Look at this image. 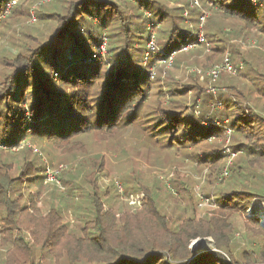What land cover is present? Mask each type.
Returning <instances> with one entry per match:
<instances>
[{
    "label": "trees",
    "instance_id": "16d2710c",
    "mask_svg": "<svg viewBox=\"0 0 264 264\" xmlns=\"http://www.w3.org/2000/svg\"><path fill=\"white\" fill-rule=\"evenodd\" d=\"M2 1L0 36L13 23L21 28L16 53L0 62V247L9 249L0 250V264H264V229L246 215L253 200L264 202V0H199L190 9L182 1L185 16L167 0H51L52 10L37 18L39 27L50 26L40 37L26 27L32 0H18L7 13ZM200 30L202 43L185 41ZM103 32L106 63L96 53ZM148 43L156 50L141 65ZM197 45L203 53H189ZM225 60L231 73L207 76ZM162 64L165 77L160 69L148 81V70ZM182 67L199 72L178 80ZM59 88L70 91L64 106ZM49 124L56 129L45 141L70 154L87 156L83 141L94 136L134 131L157 141L206 169L209 191L201 196L216 210L199 219L194 192L175 172L176 196L166 192L182 207L178 213L163 211L159 191L136 181L139 207L119 211L109 204L115 186L103 192L99 185L103 156L60 172L64 193L48 192L32 149L9 148ZM235 217L245 219L248 241L238 258L229 245L239 234L231 229ZM206 238L228 263L211 252L194 258L189 243Z\"/></svg>",
    "mask_w": 264,
    "mask_h": 264
},
{
    "label": "rangeland",
    "instance_id": "374dc122",
    "mask_svg": "<svg viewBox=\"0 0 264 264\" xmlns=\"http://www.w3.org/2000/svg\"><path fill=\"white\" fill-rule=\"evenodd\" d=\"M17 1L18 0L2 1V10H4L5 8V12L7 13L12 4H15ZM167 1L169 3V7H182L184 9V16L186 15L190 7H196L192 5L190 0ZM182 1L187 2L189 9ZM50 2L51 0H32L31 2H28L30 3L28 5V15L30 16V18L26 27L28 28L30 33L33 34L35 32L34 35L39 32V36L37 37L48 34L47 32L50 30V26L42 25L41 27H39L37 19L41 11L52 10V8H50L51 4H48ZM198 5H200L199 0ZM92 20L94 22H98L96 21V15H94V18ZM105 20L107 21V18ZM20 28L21 26L13 23L8 27L7 30H5L7 31L5 32V34L2 33V35L0 36V62H2V60L4 59H8L11 55H14L16 53V48H14L12 44L20 35ZM35 28H37L38 31ZM106 37V33L101 35L99 39L101 40L100 46L98 49L96 48V53L101 56L102 62L105 63L107 62ZM200 37H203L201 30L197 35L188 34V36H186L185 38V41L191 43H199ZM152 43L154 44V42ZM16 44L17 41L14 45L16 46ZM149 45L150 44L148 43L146 46L147 49L145 51L144 60L142 59V62L141 59L138 60L139 64L142 63L141 65L145 64L147 56L156 50V48H154V50H150V48H148ZM192 47V44H188L187 46H185L187 50L180 49L179 53H184L190 50ZM195 48V50L193 49V51H190L189 53L196 51L200 52L201 54L203 53L204 48L202 47V45H197ZM92 54H94V52ZM95 57L96 55H93L91 60L97 62V58ZM202 58V56H198L199 61L202 60ZM193 63L194 60L190 59L189 61L185 60L183 62V65H192ZM70 65H74L73 60ZM162 66H164V64L159 66L157 65L156 71H154L153 68H151L150 71L148 70V72H150L149 75L146 73V76H148V81H152L151 79L153 73H155L156 75V73L161 72V70V77H165V72L168 67L166 66L165 68H163ZM137 67H139V65ZM182 68V72H180L176 77V79L182 81L187 80L188 73H191L193 71L199 72V70H195L196 67ZM142 70H144V68H142ZM208 74L209 73H207V76ZM59 90V96L62 101L61 106H64L63 100L65 99V96L70 93V91L67 88H59ZM211 91V95L214 96V91ZM54 126V124L41 125V127H38L36 131L32 133H22V135L17 137L18 140L9 148L10 152H18V154L24 151V148L26 147H30L32 149V153H30L29 158L35 160L38 163V167L40 166L38 176H40V179L44 181V184L50 186L48 192H50L52 189L56 192L58 190L60 193H64L62 185L60 184L57 177L60 172L70 169L76 172L78 170L76 164H79L81 160H88L98 156H103L105 161V173L99 177V185L103 192L107 188L112 189V185L115 186L116 195L114 192L115 197L109 204L111 205L113 203H116V208H118L119 211H133L139 207L141 202V194H139L138 191L134 190V184H136V181L142 183L146 187H151L153 190L159 191L155 196L157 197L158 206L162 208L163 211H168L170 213L171 210H174L175 214L178 213V211L182 209V207H179L175 203H172L171 200H168L167 196V192L172 196H176V192L171 184L172 179L176 180L174 174L175 172L183 174L185 183L194 192V195L196 197L195 200H198L199 202L197 206V216L199 219H205L206 215H211L216 210V207L214 205L204 199V196H201V192L206 194L209 191V186L205 180V176L208 173L206 169L200 171L199 169H197V167H195V161L193 163L189 161L183 162L180 155H175L179 157L176 158L172 154L168 152L166 153L161 149V146L159 144H156L157 141L155 143V140H145L140 133H136L134 131L120 133L119 138L117 139L104 138L103 140L102 138L100 139L96 136H94V138L89 137L83 141V144L85 145V154H88L87 156H83L78 153H66L65 151H63V149L56 150L52 145H49L45 141V137L56 129L54 128ZM64 135V133H61V136ZM53 186H55L56 188ZM260 205L264 206V202L260 200H253L250 209L247 210L246 215L251 219H257L258 224L264 229V219L259 215ZM64 215L65 221H67L68 223H73L74 219L71 211L67 210ZM229 220L230 219H228V222ZM244 220L245 219L235 217L232 224L233 227H231L232 230L234 228L239 233L236 234V236L234 235L235 238H232L229 241V245L237 258L240 253L244 251V248H247L248 246V241L245 237L246 232L243 227ZM1 238L2 236L0 237V240ZM189 249L192 250L195 258L204 253H212L214 250H216V247L210 238H206L192 240L189 243ZM0 250L1 252L5 253L8 252L9 249L7 248L3 250L2 247H0Z\"/></svg>",
    "mask_w": 264,
    "mask_h": 264
},
{
    "label": "built area",
    "instance_id": "2783aa9c",
    "mask_svg": "<svg viewBox=\"0 0 264 264\" xmlns=\"http://www.w3.org/2000/svg\"><path fill=\"white\" fill-rule=\"evenodd\" d=\"M192 5L198 7V0H190ZM203 37H200L199 39V43H202L203 42ZM187 42V41H186ZM148 48H150V50H154V46L152 43H150V45L148 46ZM183 50H187L186 48H184ZM221 70H224L226 71L227 73H231V67L230 65L227 63V60L224 61V63L221 65V67H214L210 72L209 74L212 76V78H215L218 73L221 71ZM223 176H227V172L225 171L223 173Z\"/></svg>",
    "mask_w": 264,
    "mask_h": 264
},
{
    "label": "bare ground",
    "instance_id": "6f19581e",
    "mask_svg": "<svg viewBox=\"0 0 264 264\" xmlns=\"http://www.w3.org/2000/svg\"><path fill=\"white\" fill-rule=\"evenodd\" d=\"M259 215L264 219V206L260 205Z\"/></svg>",
    "mask_w": 264,
    "mask_h": 264
},
{
    "label": "water",
    "instance_id": "95a60500",
    "mask_svg": "<svg viewBox=\"0 0 264 264\" xmlns=\"http://www.w3.org/2000/svg\"><path fill=\"white\" fill-rule=\"evenodd\" d=\"M212 253H215V254H218L220 255L221 257H223L225 259V261L228 263L227 259L220 253V252H217L216 250H214Z\"/></svg>",
    "mask_w": 264,
    "mask_h": 264
}]
</instances>
